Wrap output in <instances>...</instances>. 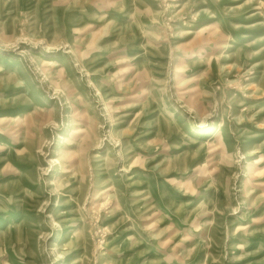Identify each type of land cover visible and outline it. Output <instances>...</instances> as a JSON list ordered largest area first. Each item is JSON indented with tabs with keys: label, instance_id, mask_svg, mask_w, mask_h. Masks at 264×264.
Wrapping results in <instances>:
<instances>
[{
	"label": "rangeland",
	"instance_id": "obj_1",
	"mask_svg": "<svg viewBox=\"0 0 264 264\" xmlns=\"http://www.w3.org/2000/svg\"><path fill=\"white\" fill-rule=\"evenodd\" d=\"M0 264H264V0H0Z\"/></svg>",
	"mask_w": 264,
	"mask_h": 264
}]
</instances>
